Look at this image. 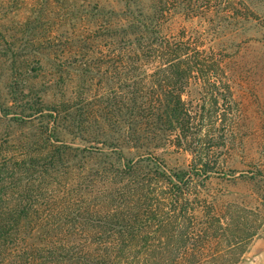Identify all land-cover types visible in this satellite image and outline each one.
<instances>
[{"label": "trees", "instance_id": "1", "mask_svg": "<svg viewBox=\"0 0 264 264\" xmlns=\"http://www.w3.org/2000/svg\"><path fill=\"white\" fill-rule=\"evenodd\" d=\"M247 3L0 0V264L240 261L258 228L209 179L246 149V92L235 39L207 43L259 20Z\"/></svg>", "mask_w": 264, "mask_h": 264}, {"label": "rangeland", "instance_id": "2", "mask_svg": "<svg viewBox=\"0 0 264 264\" xmlns=\"http://www.w3.org/2000/svg\"><path fill=\"white\" fill-rule=\"evenodd\" d=\"M237 1L240 6H244L243 0ZM247 2L251 10L259 16V20L247 22L239 29L227 28L225 34L219 36L216 41L207 43L219 51L220 43L230 41L231 37L235 39L234 50L232 54H224L225 60L230 61L227 62L231 68H238L236 75L231 76L233 85L236 89L246 92L245 96L241 97L245 99L240 127L246 149H220L216 154L220 164L211 173L209 183L214 193L222 196L224 200L239 203L242 213L249 218L250 225L258 228V233L248 242L246 251L237 264H264V203L260 196L261 183L254 179L258 172L257 166L251 163L259 141L262 140L264 128V0ZM184 25L188 24L181 19L176 23L177 27ZM189 94H194V88L190 89ZM158 153L172 168L185 166L191 160L190 155L175 151L172 147Z\"/></svg>", "mask_w": 264, "mask_h": 264}]
</instances>
